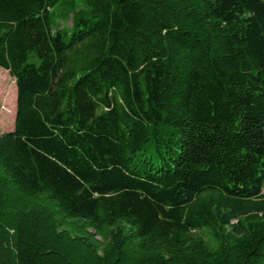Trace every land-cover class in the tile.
<instances>
[{
  "label": "trees",
  "instance_id": "16d2710c",
  "mask_svg": "<svg viewBox=\"0 0 264 264\" xmlns=\"http://www.w3.org/2000/svg\"><path fill=\"white\" fill-rule=\"evenodd\" d=\"M0 68V264H264V0H0Z\"/></svg>",
  "mask_w": 264,
  "mask_h": 264
},
{
  "label": "rangeland",
  "instance_id": "374dc122",
  "mask_svg": "<svg viewBox=\"0 0 264 264\" xmlns=\"http://www.w3.org/2000/svg\"><path fill=\"white\" fill-rule=\"evenodd\" d=\"M54 22L56 29L64 31L69 38L71 37L73 33L71 16L66 20V18L56 15ZM30 61L34 62L35 60L31 59ZM16 101L17 88L15 81L7 71L0 68V134L14 130Z\"/></svg>",
  "mask_w": 264,
  "mask_h": 264
}]
</instances>
